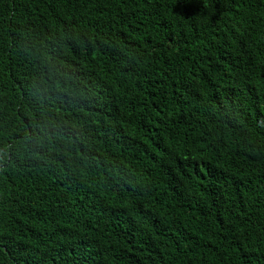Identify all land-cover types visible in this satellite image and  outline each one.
<instances>
[{
  "label": "trees",
  "instance_id": "obj_1",
  "mask_svg": "<svg viewBox=\"0 0 264 264\" xmlns=\"http://www.w3.org/2000/svg\"><path fill=\"white\" fill-rule=\"evenodd\" d=\"M0 264H264V0H0Z\"/></svg>",
  "mask_w": 264,
  "mask_h": 264
}]
</instances>
